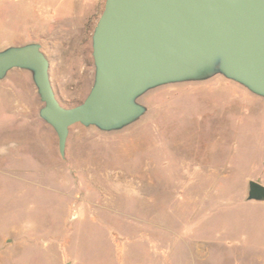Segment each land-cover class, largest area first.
<instances>
[{"label": "rangeland", "instance_id": "rangeland-1", "mask_svg": "<svg viewBox=\"0 0 264 264\" xmlns=\"http://www.w3.org/2000/svg\"><path fill=\"white\" fill-rule=\"evenodd\" d=\"M104 0H0V51L39 43L61 105L94 77ZM118 130L74 124L64 156L32 74L0 79V264H264V98L216 73L150 88Z\"/></svg>", "mask_w": 264, "mask_h": 264}, {"label": "water", "instance_id": "water-1", "mask_svg": "<svg viewBox=\"0 0 264 264\" xmlns=\"http://www.w3.org/2000/svg\"><path fill=\"white\" fill-rule=\"evenodd\" d=\"M91 57L89 91L65 107L39 43L0 51V79L13 68L31 72L39 116L54 130L61 156L72 125L121 129L142 115L137 98L163 84L220 73L264 98V0H104ZM245 200L263 202L264 186L249 180Z\"/></svg>", "mask_w": 264, "mask_h": 264}, {"label": "flooded vegetation", "instance_id": "flooded-vegetation-1", "mask_svg": "<svg viewBox=\"0 0 264 264\" xmlns=\"http://www.w3.org/2000/svg\"><path fill=\"white\" fill-rule=\"evenodd\" d=\"M257 96V95H256ZM258 97H260V96H258ZM263 98V97H262ZM249 181V180H248ZM257 182V181H256ZM259 183V182H258ZM261 184V183H260ZM264 186V185H263ZM246 201V200H245ZM248 202H252V203H258L257 201H248ZM264 202V201H263Z\"/></svg>", "mask_w": 264, "mask_h": 264}]
</instances>
